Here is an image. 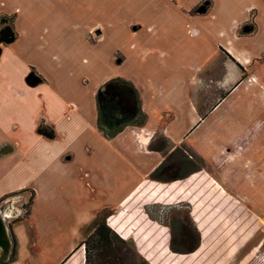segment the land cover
I'll return each mask as SVG.
<instances>
[{
  "label": "crops",
  "instance_id": "obj_1",
  "mask_svg": "<svg viewBox=\"0 0 264 264\" xmlns=\"http://www.w3.org/2000/svg\"><path fill=\"white\" fill-rule=\"evenodd\" d=\"M203 1L154 0V9L148 5L138 14V18L143 16V25L134 19L122 30L117 29V35L122 32L128 40L118 43L123 62L116 66V72L111 68L113 73L96 82L92 95L70 76L69 48L59 42H47L40 48L36 45L35 50L32 45L26 46L23 35L28 27L21 25L22 14L17 15L19 35L0 50V78L8 77L2 68L7 60L27 69L28 75L21 85L26 95L19 91L18 101L3 104L2 112L13 114L11 131L18 136L8 139L0 121V161L5 164L0 180L5 181V188L0 191V199L22 189L33 190L35 198L30 215L14 221L17 249L13 259L12 233L4 222L10 213L0 212L8 250L5 263L0 264H62L68 258L65 264H79L73 257L74 250L102 210L117 211L112 221L116 228L123 229L129 218L127 210L135 203L146 206L152 196L160 198L159 203L170 202L174 190L188 183H151L149 175L163 157L159 149L149 150L148 145L160 128L173 143L180 142L186 132L194 135L204 127L264 128V0H209L206 14L190 15ZM252 14L256 32L238 35L239 27ZM87 32L88 28L85 35ZM83 48L92 50L86 43ZM108 56L106 63L116 65L115 55ZM100 62L102 58L97 56L89 60L84 56L81 64L92 68ZM77 67L81 69L78 63ZM116 77L133 84L147 119L142 126H128L108 140L97 129L94 95L102 83ZM123 92L130 103L127 111L133 113L136 95L128 89ZM41 94L55 105H47L45 114L37 113L39 120L34 123L33 104ZM200 94L209 98L204 106L194 101ZM26 103L32 108L20 111L18 106ZM235 116L244 119L235 125ZM237 144V138L222 141L223 147L216 154L218 164L216 158H207L208 167L214 170L203 173L223 194L244 203L237 194L255 185L261 160L255 153L251 173L242 175L246 161L235 167L237 157L224 152L226 146ZM15 170L21 175L7 180ZM124 204L122 217L119 213ZM159 227L160 231L164 228ZM125 232L127 238L133 235L129 225Z\"/></svg>",
  "mask_w": 264,
  "mask_h": 264
},
{
  "label": "rangeland",
  "instance_id": "obj_2",
  "mask_svg": "<svg viewBox=\"0 0 264 264\" xmlns=\"http://www.w3.org/2000/svg\"><path fill=\"white\" fill-rule=\"evenodd\" d=\"M156 3L154 0H0V8L5 10L0 11V50L5 45H9L11 39H17L19 34L15 28V21L17 15L22 14L21 25L28 27V33L23 35V42L26 46L31 47L32 45L35 50L36 45L40 48L46 46L47 42H59L61 46L69 48L66 53L73 70L70 76L72 80L77 78L83 86L82 89L92 95L93 89L97 85L96 82L105 74L113 73L111 68L116 72V66H119L116 61L117 57L120 60L123 58L117 49L118 43L128 40L121 35L122 32L117 35L116 30H122L134 19L143 25V16L138 18V14L148 5L154 9ZM95 24L97 27L94 26ZM87 28L88 32L85 35ZM85 37L86 42H84ZM100 37L102 40L98 42ZM85 43L92 50L89 48L85 50L83 48ZM55 51L59 52L56 47ZM111 53L115 55L116 65L105 61V58ZM84 56L88 60L97 56V58H102V63L100 62L97 67L86 68V65L81 64ZM77 63L81 65V69L77 67ZM2 68L6 70L8 77L5 80L0 78V121L3 132L5 131L8 139H11L14 135L17 137L18 133L11 131V126L15 123L14 117L13 114L2 112L3 104L8 101L10 103L18 101V97L21 95L19 91L26 95V92L22 91L21 85L24 77L28 75V70L20 68L11 60L5 61ZM84 73L85 75H83ZM32 74L35 76L34 73ZM35 77L39 82L41 81L37 76ZM41 88L45 90L44 86ZM124 89L132 90L120 83L108 85L101 91L100 98L108 99L107 101L119 107L123 113L131 114L127 111L130 103L127 101L125 93H122ZM208 99L204 98L202 94L194 97V101H197L201 106H204ZM49 104L55 105L51 100L43 99V94H41L35 106L33 104L35 109L31 120L35 121L34 123L39 120L37 113L45 114V108ZM209 105L211 104H208V107ZM31 108L32 105L29 103L18 106L20 111L21 109L27 111ZM262 117L264 118V113ZM243 119L241 117L238 120L235 116L233 122L236 125L237 121L242 122ZM1 137L3 136L0 135V139ZM234 138L238 139V144L226 146L224 152L230 157L231 155L237 157L235 167L239 166V162L246 161V168L244 167L245 171L243 169L242 175L251 173L255 153H257L256 159L261 160V167L258 169L261 174H258L255 185L242 187L241 195L237 194L244 199V203L239 198H230L221 191V193L217 192L216 185L210 179L208 181L207 175L203 173L212 170L208 167L206 159L216 158L217 161L216 154L223 147L221 142ZM148 149H159L162 152L163 160L167 158L171 165L180 166L186 176L199 175L192 177L187 185H179L171 194L173 199H167L170 202L159 203L157 200L160 198L155 199L152 196L146 206L142 205L143 203H135L131 206L132 209L127 210L129 214V223L127 224L132 228L134 236L131 234L130 238L124 239L127 246L119 244L114 249L120 258L125 259L126 264H151L154 260L157 261L156 264H179L171 260V257L174 256L169 254V238L172 232L176 233L183 225L198 233L201 252L191 262H186V258L181 259L183 262L180 264H264V128L253 127L239 130L236 127L235 129L204 127L194 135L186 132L182 140L177 143H173L169 139V135H166L165 130L160 128L154 133ZM14 159L13 156L10 161ZM10 161L7 162L11 164ZM200 166L201 169H199ZM4 169L5 164L0 161V180L4 178L1 175ZM20 172V170H15L7 180L15 178L14 176H20ZM23 176L30 177V174L23 173ZM210 182L212 184L209 185ZM4 188L5 181L3 180L0 182V191ZM30 195L29 191L3 200L0 199V212L8 211L10 213L8 219L4 220L6 224L14 220L15 217L26 215ZM241 220L243 225L249 226L247 224H250L247 233H253L238 246L241 236H235L231 251H229L231 253L229 255H226V252L220 254L223 250L221 244L223 239L225 243L226 239L229 240L231 236L243 235V232H239ZM159 226L164 227L163 233L166 234L163 237L166 239V249L163 251L160 249V244L156 245V241L160 238L159 233L162 231L159 230ZM92 232L93 228L90 226L82 242L86 241L88 244L90 242L88 237ZM116 235L119 237L118 234ZM2 239L4 238L2 237ZM4 247L2 248L4 249ZM84 247L85 244L82 246V251ZM4 255L5 252L0 251V262L5 263Z\"/></svg>",
  "mask_w": 264,
  "mask_h": 264
},
{
  "label": "trees",
  "instance_id": "obj_3",
  "mask_svg": "<svg viewBox=\"0 0 264 264\" xmlns=\"http://www.w3.org/2000/svg\"><path fill=\"white\" fill-rule=\"evenodd\" d=\"M210 6H211V2L209 0L203 1L194 9H192L189 14L194 16L204 15L208 12ZM256 30H257V25L255 23L254 14H252L250 19L239 27L238 35H248V36L253 35L256 32ZM123 59L124 58L120 60V58L117 57L116 61L118 65L123 62ZM114 83H120L121 85L127 86L131 88L132 91H134L137 102L136 110L134 113L125 114L122 112V110L119 107H116L113 103L107 101L108 99L103 100L100 98L101 91H103L106 86ZM95 102L97 109V129L102 134V136L108 140L113 139L128 126H142L147 119L146 114L143 113L141 110L140 99L133 84L119 77L112 78L99 86L95 94ZM169 162L170 160L167 161V158L164 159L161 162V164L157 168H155V170L149 175V179L150 181H152L151 183H153V185L157 183H172V182L184 181V180H187V183H189L191 181L188 180L191 176L189 177L186 176L185 173L182 172V168H180V166H177L175 164L171 165ZM201 168L202 167L200 166L199 169ZM210 184H212V182H210L209 185ZM215 189L217 192L221 193L217 187H215ZM29 191L31 195H30L28 210L26 211V215L19 217L16 221L25 219L30 215L31 207L35 198V192L31 189H22L20 191L8 194L1 198V200H3L7 197L16 194H22ZM125 209H126V204L122 206L121 213H119L120 211H118L119 215H123L122 217H125V214H123L124 211H126ZM115 214H117V211L104 209L99 214L96 215V217L94 218L93 222L90 225L93 228V232L88 237L90 238V242L88 241L89 242L88 244L86 241L81 242L74 250L73 257L77 259L79 264H126L125 259L122 257L120 258V255H118V253H116L114 249H116V246H118L119 244L127 246L125 244L124 239H127L125 234L126 233L125 229L129 225L127 224L129 223V221H127V223L124 224L123 229L116 228L115 222H112V219L114 218ZM110 216L112 217L109 218ZM247 225L250 226V224ZM249 226H246L245 224L243 225V222L241 220L239 232H243V235L240 234V235L231 236L229 240L226 239L225 243L223 239L221 243L223 250L220 254L226 252L225 254L229 255L231 253L229 251H231V246L233 244V240L235 236L236 237L241 236V240L239 241L237 246L242 241L248 239L250 234L253 233V232L247 233ZM11 231L13 236V248H12L11 258L13 259L16 255L17 241L13 235L12 227H11ZM116 234H118L119 237ZM159 235L160 238L158 239V241H156V245L160 244V249H162L163 251L164 249H166V239L163 238L164 236H166V234L163 233L162 230L159 233ZM169 239H170L169 249H168L170 251L169 254H173L174 256L171 257V260L178 262L179 264L183 262L181 259L184 258L187 259L186 262H191L201 252L200 237L198 236V233L192 229H189L184 225L176 233L172 232V235H170ZM83 244H85V247L84 250L82 251ZM68 259H66L62 264H65V262H67ZM160 259L163 258L160 257ZM156 262L157 261L154 260V262H151V264L154 263L156 264Z\"/></svg>",
  "mask_w": 264,
  "mask_h": 264
},
{
  "label": "water",
  "instance_id": "obj_4",
  "mask_svg": "<svg viewBox=\"0 0 264 264\" xmlns=\"http://www.w3.org/2000/svg\"><path fill=\"white\" fill-rule=\"evenodd\" d=\"M13 39H11L9 42H11ZM2 219L0 217V249H2V247H4L3 249V252H5V254H7L6 252H8L7 250V243H6V240H5V233L3 232V223H1ZM2 237L4 239H2ZM2 246V247H1Z\"/></svg>",
  "mask_w": 264,
  "mask_h": 264
},
{
  "label": "flooded vegetation",
  "instance_id": "obj_5",
  "mask_svg": "<svg viewBox=\"0 0 264 264\" xmlns=\"http://www.w3.org/2000/svg\"><path fill=\"white\" fill-rule=\"evenodd\" d=\"M111 85H113V84H111ZM7 218V217H6ZM15 221L18 219V217H15V218H13ZM14 220H11L10 222H8L7 223V225L9 226V229H10V231H11V227H13V224L15 223L14 222ZM12 232V231H11ZM12 235V234H11ZM12 237V241H13V236H11ZM13 243V242H12ZM0 251H1V249H0ZM11 254H12V252H11Z\"/></svg>",
  "mask_w": 264,
  "mask_h": 264
},
{
  "label": "bare ground",
  "instance_id": "obj_6",
  "mask_svg": "<svg viewBox=\"0 0 264 264\" xmlns=\"http://www.w3.org/2000/svg\"><path fill=\"white\" fill-rule=\"evenodd\" d=\"M1 250L3 251V248Z\"/></svg>",
  "mask_w": 264,
  "mask_h": 264
}]
</instances>
